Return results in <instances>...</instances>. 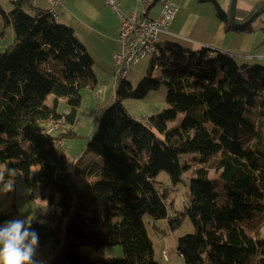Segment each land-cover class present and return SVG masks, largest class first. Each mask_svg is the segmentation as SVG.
Segmentation results:
<instances>
[{
	"label": "trees",
	"instance_id": "obj_1",
	"mask_svg": "<svg viewBox=\"0 0 264 264\" xmlns=\"http://www.w3.org/2000/svg\"><path fill=\"white\" fill-rule=\"evenodd\" d=\"M199 1L214 5L227 32L252 31V25L233 26L216 0ZM34 2L15 0L10 14L2 12L15 42L0 52V165L18 169L32 200L40 198L50 209L32 223L39 234L37 254L48 264H158L144 217L166 220L171 230L188 217L195 233L178 241L184 264H247L245 255L253 256L248 264H264V239L246 232L257 216L264 219V166L258 157L264 156V66L243 65L206 48L157 43L148 75L136 87L127 78L120 81L113 106L89 139L88 149L103 159V167L97 182L80 188L61 148L78 135L81 92L98 85L94 60L74 29L58 24L50 10L33 7L35 13L28 14ZM254 12L239 10L237 23ZM163 87L171 109L147 123L128 113L125 100H143ZM61 98L69 107L63 115ZM181 114L180 127L169 129ZM49 124L59 132H50ZM181 155H198L200 167L184 210L169 216L156 179L166 172L174 185L181 183L191 170ZM211 174L227 192L223 205ZM17 213L15 206L0 213V224L20 218ZM111 246L124 257L84 252Z\"/></svg>",
	"mask_w": 264,
	"mask_h": 264
},
{
	"label": "rangeland",
	"instance_id": "obj_2",
	"mask_svg": "<svg viewBox=\"0 0 264 264\" xmlns=\"http://www.w3.org/2000/svg\"><path fill=\"white\" fill-rule=\"evenodd\" d=\"M12 1L0 0V52H4L15 42L14 30L11 26H5L2 14V12H5L7 14L11 13V11L13 10ZM120 1L121 0H118L119 3ZM171 1L175 5H177L175 2H178L179 0ZM138 2L144 3L146 2V0H123L120 5L123 9L134 8L135 11L139 9V13H141V11H144L145 13L146 10L144 8V4L136 6ZM217 2L219 4H223L224 0H219ZM228 2L230 6L227 9H224L223 7L222 8L225 12L228 13L229 16L232 0H228ZM156 4H160V8L162 7L161 3L155 0L153 4H151V8L149 9V11H151ZM237 5L238 0L236 2L235 18H237L238 15H241L239 14ZM263 5L264 0H262L261 3L253 6L251 10L246 12L255 10L253 15H258V12ZM33 7H35V5H27L26 11L28 14H34L31 13V8ZM63 7L64 10H62L61 6L58 7V24H67L63 21V19H61V17L63 16V18H69V20L72 22L70 26H74L76 24L78 25V23L80 22H86V24L88 23L91 26H94L92 34L85 35V32H83V30H79L75 31V36L85 40L84 45L88 53L94 60L93 69L97 76L98 85L94 89H85L81 92L82 101L78 111V120L74 127V130L78 135L76 138L64 140L62 148L60 147L61 152L66 157L69 170L74 174V179L79 184L80 188H85L88 184L98 181V175L100 174L103 167V159L95 155L88 149V142L89 139H91L96 134L101 119L113 106L114 101L116 100V93L119 88L120 82H117L116 80L117 68L114 55L117 52L119 46H117L116 41L117 32L114 30V28L110 27V24H113V19L111 16H109L107 20L106 12L101 7L100 3L97 2V0H65L63 3ZM183 9L184 10L180 9L178 11L171 24L176 23L177 19H181L182 24V20L190 19V11H192L193 13L198 9L201 10V16H207L208 18L212 19V15L210 12H214L215 17L217 18L215 7L210 2H200L199 0H193V3L191 4L189 9L188 7H185ZM113 13L116 17V21H118V14L115 13V11ZM149 17L152 18V16ZM98 21H103V25L99 24ZM262 23L264 24V12L259 14V16L256 17L250 25L256 27V25H260ZM177 24L181 25L178 22ZM208 25L209 24H207V26ZM91 26H89V28H91ZM168 29L169 28H167V30ZM199 31L204 32L205 27H200ZM225 31H227L226 25ZM230 31L240 32L239 30ZM101 33H103V35ZM160 35L158 37V45H160L159 48H164L166 44L169 43H179L177 40H172L169 37ZM159 48L157 49L155 55H157L160 51ZM206 49L215 52V49ZM153 58L154 57L144 58L137 65L133 66L130 74L126 79V82L131 83L134 87L138 86L143 78L146 77L150 72V66ZM158 74L159 72L158 70H156L154 75L157 76ZM121 76L122 75H120V77ZM53 99L54 97L51 96L49 97L48 101L51 103ZM123 103L128 113L133 118L140 119L141 121L146 123L148 122V118L172 108V106L167 104L166 102V89L164 87L159 91L151 92L147 96V98L143 100H125ZM58 112L61 115L67 114L69 112V107L67 105L66 99L61 98L59 100ZM183 119L184 115H179L176 121L170 123L169 129L179 128ZM48 126L51 127L50 132H53L54 134H57V131L59 132L60 130V128L57 126H51L50 124ZM209 128H211V126H209ZM258 157L260 162L264 166V156L262 154H259ZM197 158L198 155H181L182 163L189 164L191 166V170L184 174L182 182L178 185H174L171 182L166 172H161L156 179L158 186L161 187L160 191L166 194L165 203L168 209L169 216H175L178 212L183 211L184 207L189 201L190 180L192 179L195 170L200 167L199 164L195 161ZM4 170L5 166L0 165V172H4ZM78 170H80V172ZM211 179L217 180V186L220 191L218 203L220 205L225 204V202L227 201V192L224 189L222 181L219 180V176H216L214 174H211ZM14 206L16 211L18 212L17 217L34 218L33 221L35 222L41 220L42 216L47 214L50 210L47 203L42 199L37 198L36 200H32L31 191L28 189L24 180L20 177H18L16 191L13 193H9L7 196L0 197V213L10 211ZM144 223L148 235L153 243L154 258L156 262L158 264H184V259L178 254L177 251L178 241L185 235L195 233V229L191 220L188 217H185L183 219L181 227L176 230H171L166 220L155 221L149 216L144 217ZM244 229L246 230L245 227ZM246 232L253 238L264 239V219L260 216H257L254 224H251V226L249 225ZM84 252L90 257L94 258L102 256L107 259H122L124 257L122 249L117 246L109 247L106 252L102 251L100 253H96L92 250V248H85ZM243 259L245 263L248 264L253 259V256L245 255ZM36 260L38 264H48L47 260L41 255V253L37 254Z\"/></svg>",
	"mask_w": 264,
	"mask_h": 264
},
{
	"label": "crops",
	"instance_id": "obj_3",
	"mask_svg": "<svg viewBox=\"0 0 264 264\" xmlns=\"http://www.w3.org/2000/svg\"><path fill=\"white\" fill-rule=\"evenodd\" d=\"M64 1L65 0H62L60 3L62 10H64L63 7ZM261 1L262 0H238L237 8L240 11H249L252 9L253 6L261 3ZM97 2H99L101 7L105 10L107 20L109 16L112 17L113 24H110V27L114 28V30L117 32L118 21H116V17L113 13L114 11H112L113 9L109 7L106 1L104 0H97ZM122 2L123 0L120 1V3ZM175 3L180 7V9L184 10L183 8L185 7H188V9L190 8L191 4L193 3V0H179L178 2ZM34 4H35L34 8L43 11L50 10V4L48 3L47 0H35ZM220 5L224 9H227L230 6L228 0H224L223 4ZM136 6H140V3L138 2ZM160 9H161L160 4H156L151 11H148L147 13L148 17L152 16V18H156L160 12ZM121 10L127 15L133 14L136 16H141L144 14V11H141V13H139L140 10L138 9L137 11H135L134 8L123 9L121 6ZM31 13H35L32 8H31ZM210 13L212 15V19L208 18L207 16L206 17L201 16V10L199 9L193 13L192 11H190L189 20H182V24H181V19H177V22L180 23L181 25H178L177 22L173 23L171 24L169 29L166 30L167 32L162 33L161 35L169 37L172 40H177L179 44L185 47L194 48L195 50L196 48H209V49H215V52H221L228 55L230 54L229 56L234 57L240 64L243 65L257 64L264 66V24L263 23L260 25H256V27L252 26L251 32H245V31L227 32L225 31V24L219 21L218 18L215 17L214 12H210ZM61 19H63V21L67 23L64 25L68 27H72L74 29V32L83 30V32H85V35H90L93 33L94 26H91L90 24L87 23L89 26H91V28H89L86 22H80L78 23V25L76 24L74 26H70L72 22L69 20V18H63L62 16ZM98 23L103 25V21H98ZM207 24L209 25L207 26ZM200 27H205V31L204 32L199 31ZM101 34L103 35V33ZM77 39L82 44H85L84 42L85 40L78 37ZM158 47H160V45H158Z\"/></svg>",
	"mask_w": 264,
	"mask_h": 264
},
{
	"label": "built area",
	"instance_id": "obj_4",
	"mask_svg": "<svg viewBox=\"0 0 264 264\" xmlns=\"http://www.w3.org/2000/svg\"><path fill=\"white\" fill-rule=\"evenodd\" d=\"M47 1L50 8L58 11L62 0ZM154 1L146 0V2H140V4H144L145 10L148 12ZM156 1H159L162 5L160 14L157 18H149L147 16L138 17L133 14L127 15L122 12L118 0H106L107 4L118 14L117 43L119 47L114 55L117 79L119 75L130 74L132 67L144 59V53L150 47L151 39H155L161 33L166 32L179 11V7L171 0Z\"/></svg>",
	"mask_w": 264,
	"mask_h": 264
},
{
	"label": "clouds",
	"instance_id": "obj_5",
	"mask_svg": "<svg viewBox=\"0 0 264 264\" xmlns=\"http://www.w3.org/2000/svg\"><path fill=\"white\" fill-rule=\"evenodd\" d=\"M18 169L0 172V197L16 191ZM34 218H13L0 224V264H38L39 234L33 230Z\"/></svg>",
	"mask_w": 264,
	"mask_h": 264
},
{
	"label": "bare ground",
	"instance_id": "obj_6",
	"mask_svg": "<svg viewBox=\"0 0 264 264\" xmlns=\"http://www.w3.org/2000/svg\"><path fill=\"white\" fill-rule=\"evenodd\" d=\"M50 12L53 14V17L58 20L59 18V15H58V11L57 10H54L53 8H50ZM157 43H158V37L155 38V39H151V45L150 47H148L144 53V58H147V57H153L154 54H155V50H156V46H157ZM129 74H122V76L118 77L117 79V82L119 81H124L127 77H128Z\"/></svg>",
	"mask_w": 264,
	"mask_h": 264
},
{
	"label": "water",
	"instance_id": "obj_7",
	"mask_svg": "<svg viewBox=\"0 0 264 264\" xmlns=\"http://www.w3.org/2000/svg\"><path fill=\"white\" fill-rule=\"evenodd\" d=\"M236 2L237 0H232V4H231V9H230V14H229V20H230V23L233 25V26H236V27H245V26H248L250 25L253 20L259 16V14L263 13L264 12V5L261 7V9L259 10L258 12V15H253L248 21L242 23V24H239L237 23L236 21V18H235V11H236Z\"/></svg>",
	"mask_w": 264,
	"mask_h": 264
}]
</instances>
